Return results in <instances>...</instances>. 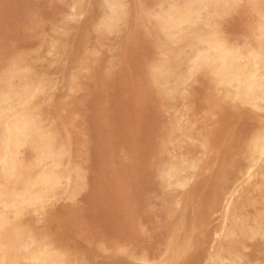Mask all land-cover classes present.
Returning a JSON list of instances; mask_svg holds the SVG:
<instances>
[{"label": "bare ground", "instance_id": "bare-ground-1", "mask_svg": "<svg viewBox=\"0 0 264 264\" xmlns=\"http://www.w3.org/2000/svg\"><path fill=\"white\" fill-rule=\"evenodd\" d=\"M71 8L73 20L86 15L78 33L88 41L91 31L97 43L127 27L136 39L134 29L143 27L146 59L139 79L126 83L127 88L136 105L142 107L156 98L153 101L168 115L165 125L157 127L158 148L153 145L154 184L163 193L167 215L160 227L167 239L163 249L152 244L149 253L138 251L134 222H125L124 209L118 210L123 215L116 228L119 264L247 260L250 242L264 240V0H71ZM242 8L251 12L249 22L255 23L247 25L244 39H235L223 23ZM61 45L73 58V49L66 42ZM58 49L56 43L50 46L53 52ZM91 52L95 50L86 55ZM115 59L106 64L103 79L109 85L117 83L118 66L129 65V56ZM91 60L78 61L77 72L64 86L70 96L82 87L78 83L82 73L91 79ZM52 83L35 63L21 56L0 73V264L86 263V253L73 249L76 243L71 247L70 241L80 234L76 236L71 230L74 224L67 220L76 217L73 205L53 209L75 196L85 185V175L72 143L75 137L65 128L70 118L61 115L63 110L72 112L73 103L58 101L63 109L58 121L46 109L57 98ZM197 90L202 94L199 102ZM121 104L116 103L109 115L117 146L133 135L122 118L126 111ZM215 162L220 167L213 170ZM122 172L113 174L125 176ZM113 194L104 193L102 203L112 200ZM196 198L199 208L192 206ZM249 205L253 209H246ZM215 214L219 223L211 236L200 231L198 225H206ZM207 243L209 247H203ZM126 244L135 250L128 251ZM129 258L135 262H126Z\"/></svg>", "mask_w": 264, "mask_h": 264}, {"label": "rangeland", "instance_id": "rangeland-1", "mask_svg": "<svg viewBox=\"0 0 264 264\" xmlns=\"http://www.w3.org/2000/svg\"><path fill=\"white\" fill-rule=\"evenodd\" d=\"M72 13L71 0H0V73L2 74L15 58L25 57L37 65L38 71L44 77L53 82V93L57 98L60 97V100L55 98L53 104L46 109L55 121L59 120L57 115L63 110L58 101L73 103L72 112L69 110L65 113L67 110H63L60 114L70 118L67 119L69 124H66L65 128L68 133L71 131L72 138L75 137L72 143L76 144L75 147L79 151V163H83L85 185L78 187L72 199L58 202L53 209L59 210L67 205H73L76 217L72 218L75 220L72 218L67 220L72 226L74 224L75 227L71 230L76 232V236L80 234L76 237L77 240L70 242L71 247L76 243L73 249L77 247L80 252L86 253V263L83 264H119L121 256H117L115 248L119 243L120 232L116 228L123 215L125 222H134V233L138 235V241L135 242L138 245L135 248L138 251L147 252L152 244L163 249L167 239V234L160 227L167 215L163 207V193L154 184L157 182L155 171L157 159L153 153V145L158 148L161 136L157 127L160 129L165 125L168 115L163 113L157 101H153L157 100L156 98L148 99L145 106L136 105L127 88L126 83L139 79L141 65L146 59L147 43L144 41L143 27L133 28L138 32L136 39H133L131 29L127 27L122 33L107 36L96 43L92 38L96 35L95 32H90L89 41L88 37L78 33V24L86 15L73 20ZM250 17L251 12L242 8L239 13L227 17L223 24L231 37L244 39L248 26L251 27ZM93 19L96 21V18ZM63 42L67 43V48L73 49V58L67 57L62 50ZM53 43L59 45V49L54 52L50 50ZM92 49L95 53L86 55ZM70 51L67 53L70 54ZM121 55L129 56V65L121 63L118 66L117 83L109 85L103 79L105 71L108 70L106 64L115 61L118 56L122 57ZM85 57L92 59L89 66L92 72L88 75L91 79L84 78L82 73L78 78L81 80L78 83L82 87L80 86L81 88L76 89L70 96L69 90L64 86L70 80V76L77 72L78 61ZM64 67H67L66 71H62ZM84 74L86 75V72ZM195 86L202 87L198 84ZM197 94L199 102L202 94L200 91ZM56 102L58 103L55 104ZM116 103L118 105L122 103L123 110L126 111V117L122 118L130 127L129 133L133 132V135L128 134L126 142L121 146H117L110 131L113 130V126L109 115H113V111L116 110ZM199 104L201 103L196 106ZM70 120L74 122L75 127L71 123L72 126L68 128ZM240 122L242 123L241 120ZM250 122L253 123V120ZM216 145L221 148L219 143ZM216 150L217 148L213 149L214 152ZM219 167L218 162L212 165L213 170ZM117 170L123 171L125 176L116 177L117 174L113 172ZM113 177H116V180L109 181ZM108 181L111 185H108ZM110 191L114 193L112 200L103 204V194ZM205 199L206 196L203 202ZM192 206L199 208L200 200L196 198ZM251 206H247L246 209H253ZM121 209H124L123 215L118 212ZM179 211L181 206L174 210L176 214ZM215 218L217 214L207 219V227L198 225L200 231L206 230L210 235V231L212 232L219 223ZM43 224L46 223H40ZM75 224L79 226L76 227ZM121 244L123 243L119 245ZM250 244H253L252 247L245 251L247 255L249 254L247 260L245 258L246 261L243 260L239 264L247 261L250 264H264V240ZM126 245L128 251L134 247ZM208 245L207 243L203 247ZM133 261L131 258L126 259V262Z\"/></svg>", "mask_w": 264, "mask_h": 264}]
</instances>
